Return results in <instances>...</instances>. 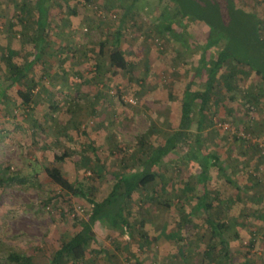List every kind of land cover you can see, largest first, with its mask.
<instances>
[{
  "label": "rangeland",
  "instance_id": "1",
  "mask_svg": "<svg viewBox=\"0 0 264 264\" xmlns=\"http://www.w3.org/2000/svg\"><path fill=\"white\" fill-rule=\"evenodd\" d=\"M200 1L203 9L205 3L224 7L196 18L198 11L185 14L181 0H51L47 41L36 57L34 2L0 0V81L11 67L36 60L26 82L0 99L2 261L6 252H18L47 264L90 219L93 206L63 192L47 168L61 169L102 202L122 175L140 169L144 146L164 145L178 131L186 87L193 81L192 90L206 88L208 71L196 75L198 61L202 69L211 67L227 50L233 57L223 65L209 105L217 114L205 116V124L214 129L213 120L226 117L234 126L226 131L238 135L232 139L236 155L248 157L250 148L254 163L228 154L231 160L219 163L222 169L212 166L208 181H201L198 153H210L201 150L206 139L198 141L197 102L184 142L156 169V181L125 203L133 235L114 238L97 224L87 256L77 264H264V139L253 142L264 136V82L247 68L259 58L254 47L264 50V4L248 0L258 6L242 3L232 11L228 0ZM173 42L181 50L174 65L166 54ZM116 45L131 61L126 71L111 67L108 57ZM234 59L243 64L234 66ZM27 85L34 86L31 106L18 96ZM252 116L258 123L252 124ZM205 191L210 215L226 225L231 259L198 208Z\"/></svg>",
  "mask_w": 264,
  "mask_h": 264
},
{
  "label": "trees",
  "instance_id": "2",
  "mask_svg": "<svg viewBox=\"0 0 264 264\" xmlns=\"http://www.w3.org/2000/svg\"><path fill=\"white\" fill-rule=\"evenodd\" d=\"M183 5L182 8L185 9V14L193 12L194 10L187 9V1L181 0ZM28 2H34V11L37 13L38 18L35 20V24L38 28V33L35 35V45H36V57L41 55L43 52V47L47 41L46 31H47V20L45 17L48 12L49 4L51 0H28ZM214 3L213 5L205 3L203 9L205 15H198V17L207 18L209 12H214L219 14L221 9L224 7L220 3ZM232 10L231 5L229 6ZM208 14H206V11ZM33 13V9H28V15ZM188 14V15H189ZM48 17V15H47ZM46 19V20H45ZM118 41V40H117ZM118 44V42H117ZM259 56L258 59L255 57L250 63H247L250 69L255 76L264 82V50L262 48L253 49ZM233 56L227 50H223L217 57V60L213 62L212 67L208 70L207 86L205 90H192L191 84L188 85L182 103V115L180 120V128L172 136H170L164 145L158 147L144 146L143 152L145 154V159L141 160L140 169L137 171H132L130 174H124L120 180L114 185L113 190L102 202H97L95 199V194L90 191L88 194L84 192L81 187L74 185L69 179H67L61 169L59 168H47L45 170L47 176L53 181L60 189L66 194L72 197L83 198L93 206L92 214L88 222L82 224V230L75 234L69 241L63 242L60 245V248L54 253L51 260L47 264H77L81 262L87 256V247L90 240H94V233L92 225L98 221L106 222L111 226L120 228L126 224V218L124 214L125 203L132 199L137 190L146 188L149 184L156 181L158 174L156 169L161 166L165 158L172 153L173 150L177 149L180 142H182L187 134V131L191 130L193 124V110L194 105L199 102V114H200V128L202 121H204V114L207 108L210 105V99L212 96L215 83L217 81L218 75L223 70V65L226 61ZM110 64L111 67L115 68L118 71H126L128 69L127 60L124 57L121 50L118 49L117 45L111 50L110 54ZM36 62L31 61L24 67L13 66L10 69V75L4 81H0V99L9 89L13 88L16 85L25 83L27 73L33 68L31 67ZM242 60L234 59V66L238 64H243ZM206 69L205 67H203ZM201 67L199 75L204 71ZM24 81V82H23ZM33 93L34 86H26V89H21L18 91V96L21 99L23 104L31 106L33 104ZM201 160L202 174L201 181H208V174L212 166L219 167L218 157L210 154H199ZM57 160H63L66 156L56 157ZM211 160L213 162H211ZM215 161V162H214ZM222 169L223 167H219ZM228 183H232L231 180L227 179ZM207 191L200 196L198 200V208L206 213V221L209 225V228L213 234L214 239H219L220 244L223 247L224 256L226 259H231V251L229 242L224 236V229L226 228L225 224H222L215 220L212 215H210V210L212 205L207 202ZM1 252V251H0ZM181 253V250H180ZM182 254V253H181ZM209 255V254H208ZM4 260L0 259V264H37L34 262L32 257L25 256L18 252H6Z\"/></svg>",
  "mask_w": 264,
  "mask_h": 264
},
{
  "label": "crops",
  "instance_id": "3",
  "mask_svg": "<svg viewBox=\"0 0 264 264\" xmlns=\"http://www.w3.org/2000/svg\"><path fill=\"white\" fill-rule=\"evenodd\" d=\"M185 1H187V5H186V8L187 9H192V10H194L193 12L195 13V14H197L196 12L198 11V13L199 14H201V13H203L204 14V11H203V6H202V2L200 1V0H185ZM229 1V3H228V7L231 5V7H232V11H235L236 9H238L237 8V6H242V3H247L248 4V7H250V8H256V6H258V4H257V2L255 1V2H252L250 5H249V2H248V0H228ZM259 1V3L261 2V3H263L264 4V0H258ZM219 5H220V3H219ZM247 6V5H246ZM129 7H131V6H129ZM230 8V7H229ZM127 10H129V9H127ZM126 10V11H127ZM264 9H261V12H262V14H264V11H263ZM125 11V13H127ZM192 13V12H191ZM199 14H197V15H199ZM191 16V15H190ZM196 18H198V16L196 17ZM121 37L118 39V41L120 42V44H123V43H121ZM125 44V43H124ZM172 45V44H171ZM132 47V46H131ZM134 47V46H133ZM119 50H121L122 51V53H123V55H124V57L126 58V60H127V65H128V67H130V60H129V57L126 55V52H125V50L124 49H122V48H119ZM168 53H166L167 54V56H168V60H169V62L170 63H172L173 65H174V59H176L177 57L179 58L180 57V52H181V50L178 48V47H176V44L173 42V46H169L168 47ZM130 52H131V58H132V61H133V64H134V48H132V49H130ZM111 54V53H110ZM174 58V59H173ZM108 59H109V57H108ZM181 61H180V58H179V63H180ZM229 62H231V61H229ZM186 63H187V61H186ZM212 65H213V63H212ZM201 66H202V63H201V61L199 60L198 61V65H197V68H196V75H197V73L199 74V72L201 71L200 69H201ZM212 67V66H211ZM208 68V69H207ZM209 68L210 67H206V69H204V70H202V71H204L201 75H200V77H203V75H204V73H205V71H208L209 70ZM224 68H226V67H224ZM229 68V67H228ZM236 68H243V67H230V69L231 70H233V71H235L236 70ZM245 70V69H244ZM223 76V75H222ZM192 83H193V81H192ZM220 84L221 83V79L220 80H218L217 79V81H216V83H215V85H217V84ZM191 84V83H190ZM192 85V84H191ZM206 86H207V79H206ZM188 87V86H187ZM187 87H186V89H187ZM186 89H185V91H186ZM185 91H184V94H185ZM74 93V92H73ZM78 94V93H77ZM183 97H184V95H183ZM211 99H213V95L211 96ZM210 99V100H211ZM212 104H214V103H212ZM211 104V105H212ZM210 105V106H211ZM213 106L212 107H209V108H207V109H209V110H206V111H209V112H206L205 111V114H204V116H206L207 117V119L209 118V117H211V116H207V115H209L211 112H213V113H215V114H217L216 112L217 111H213ZM181 115H182V113H181ZM199 116H200V114H199ZM225 118L226 117H219V118H216V119H214L213 120V123H214V125L217 127V128H215L214 127V129L213 128H209V127H207V124H205V122L207 121V119H206V121H205V117H204V121H202V125H201V128H200V124H199V128H198V130H200L199 132L197 131V135H198V138H199V140L198 141H200V139H202L201 141H203V138H205L206 139V142L204 143V144H206L207 143V145L208 146H205V145H203L202 143L201 144H199V146L201 147L202 145V148H201V150H206V151H208L209 153H210V155H215V156H217L218 157V160H219V163H222V165H223V162H226L225 164H227V162H229L231 159L228 157V154H231V153H234V156H233V159H242L243 158V156H241V155H239V156H237L236 155V153H235V144H234V141L232 140V139H234L235 137L234 136H237L238 137V135H232V133H230V132H228V131H226L227 130V127L228 126H231L232 125V122L231 121H229L228 119H226L225 120ZM201 119V118H200ZM251 121H252V124H256V123H258L257 122V118L254 120V117L252 116L251 118ZM180 120H181V118H180ZM218 120H223L224 122H221V121H218ZM226 121V122H225ZM220 124V125H219ZM211 125H212V123H211ZM222 126V127H224V129H220L221 127H219V126ZM233 126V125H232ZM256 126H258V124L256 125ZM234 127V126H233ZM179 128H180V122H179ZM178 128V129H179ZM226 128V129H225ZM240 130H239V132H241V127H238ZM222 132H221V131ZM253 131H256V128L255 129H253ZM256 133V132H255ZM233 134H236V132H233ZM258 134H259V132H258ZM256 135H257V133H256ZM249 137L251 136L250 134L248 135ZM257 137H260L261 138V141H263V139H264V136H260V135H257V136H255V137H253V139H254V141L253 142H256V140H258L257 139ZM184 140H185V138H184ZM184 140L182 141V142H180V144L181 143H183L184 142ZM200 141V142H201ZM255 151L257 152V151H259L257 148H255ZM243 152H244V150H243ZM246 152H249V153H251V150H250V148L249 149H247V151ZM255 152V153H256ZM201 153H203L202 151H200V153H198V154H201ZM224 153L226 154V157H225V155H224ZM248 153V157H245V158H243V159H245V160H243V161H247V164H250L251 162H253L254 163V161H253V155H250ZM211 162H213L212 160H211ZM215 162V161H214ZM250 162V163H249ZM187 197V195H184V198H186ZM197 205H198V203H197ZM189 215V214H188ZM125 218H126V224H124V226H121L120 228H116V227H114V226H111V225H109V224H106V222H102V221H98V222H96V223H94L93 225H92V229L94 230V227L95 226H97V224H102L103 226H106L107 228V231H108V233L109 234H111V235H114V238H117V237H119L120 235H122L123 233H125V232H127V234L129 233V234H132L133 235V233H132V229H130L129 230V226H130V220H129V218L127 217V214H125ZM134 230V229H133ZM212 233V232H211ZM131 235V236H132ZM129 237V235L127 236V238ZM169 237H170V239L171 240H169V241H171V242H175L177 239H175L174 238V236L172 235V233H170L169 234ZM129 238H131V237H129ZM133 238V237H132ZM99 250L101 249V248H98ZM181 252H182V254H185L184 252H183V247H181ZM181 254V256L182 257H184V260H185V256L184 255H182Z\"/></svg>",
  "mask_w": 264,
  "mask_h": 264
},
{
  "label": "built area",
  "instance_id": "4",
  "mask_svg": "<svg viewBox=\"0 0 264 264\" xmlns=\"http://www.w3.org/2000/svg\"><path fill=\"white\" fill-rule=\"evenodd\" d=\"M127 102L130 103V104H134V99H128ZM263 152H264V149H263Z\"/></svg>",
  "mask_w": 264,
  "mask_h": 264
}]
</instances>
